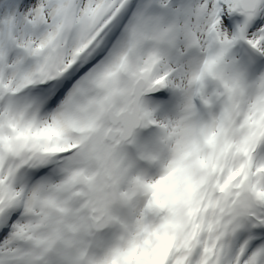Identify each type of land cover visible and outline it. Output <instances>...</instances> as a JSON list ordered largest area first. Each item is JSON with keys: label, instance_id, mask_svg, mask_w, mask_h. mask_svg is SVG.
I'll use <instances>...</instances> for the list:
<instances>
[{"label": "snow or ice", "instance_id": "obj_1", "mask_svg": "<svg viewBox=\"0 0 264 264\" xmlns=\"http://www.w3.org/2000/svg\"><path fill=\"white\" fill-rule=\"evenodd\" d=\"M0 264H264V0H0Z\"/></svg>", "mask_w": 264, "mask_h": 264}]
</instances>
